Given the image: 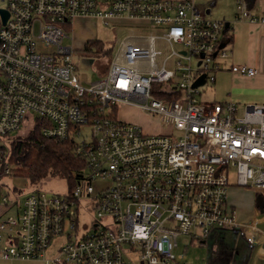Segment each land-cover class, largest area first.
Masks as SVG:
<instances>
[{"label": "built area", "instance_id": "1", "mask_svg": "<svg viewBox=\"0 0 264 264\" xmlns=\"http://www.w3.org/2000/svg\"><path fill=\"white\" fill-rule=\"evenodd\" d=\"M6 1L5 22L0 14V174L11 173L5 158L12 137L36 117L46 121V137L74 143L85 167L65 194L36 188L21 205L1 198L18 208L0 216V257L181 264L192 242L230 228L243 230L254 263L264 264V210L240 221L228 198L231 168L234 185L264 197V105L247 104L239 115L235 102H201L193 87L201 76L213 83L231 53L227 22L210 18L194 0ZM237 1L238 20L264 22L245 0ZM79 18L156 26L158 32L127 36L107 72L84 84L74 47L63 44L65 26ZM232 71L257 74L248 65ZM124 105L157 116L160 130L146 132L120 118ZM92 211V221L82 225V212Z\"/></svg>", "mask_w": 264, "mask_h": 264}, {"label": "rangeland", "instance_id": "2", "mask_svg": "<svg viewBox=\"0 0 264 264\" xmlns=\"http://www.w3.org/2000/svg\"><path fill=\"white\" fill-rule=\"evenodd\" d=\"M195 4L203 10L204 7L201 4L203 0H194ZM7 5L6 0H0V8H5ZM150 32H158L156 26L149 28H138L133 23L116 24L110 22L104 23L99 19L93 18H79L65 26L66 38L63 41L65 46H73V60L77 65V74L80 80L84 83H90L102 77L99 70V60L94 58L95 65H89L86 63V56L84 49L85 43L88 40H102L108 47H113V54L117 52L120 43L129 35L133 33L146 34ZM177 48H181V45H176ZM165 50V48H163ZM229 89L228 86L218 85L208 82L199 87V93L197 98L201 102L210 101H222L224 91ZM224 98H227L226 95ZM244 106L239 107V115H243ZM118 116L124 120L140 124L146 132H157L160 130L158 125V118L155 115L141 110L134 106L124 105L119 107ZM27 128H23L21 132H27ZM171 130H164L169 132ZM85 135L89 134V129L84 131ZM174 135H178L177 131H173ZM229 180L231 184L236 183V170L231 168L229 170ZM96 183L101 185V181ZM36 188H41L48 194H65L69 191L68 181L60 176L51 177L34 185L28 179L24 177L14 176L11 174H0V200L4 196L9 201L15 200L21 205L24 201V197ZM257 192L249 187H241L237 185H231L228 188V198L230 203L235 204L237 210V217L240 221H250L257 215ZM85 206V205H84ZM18 205L11 207L10 204L0 203V215L7 216L17 213ZM95 213L82 212L81 224L89 223L92 221ZM83 227L81 231H83ZM215 238H211L204 244L198 241L192 242L187 250L188 263L193 264H207L211 259L210 256H216V264H243L248 258V253L251 251V257L254 256V251L247 247L244 248V234L242 229H230V228H218L215 230ZM182 239V238H181ZM57 244V240L54 239L52 247L48 250V255L53 252V248ZM45 261L38 259H3L0 257V264H47Z\"/></svg>", "mask_w": 264, "mask_h": 264}, {"label": "crops", "instance_id": "3", "mask_svg": "<svg viewBox=\"0 0 264 264\" xmlns=\"http://www.w3.org/2000/svg\"><path fill=\"white\" fill-rule=\"evenodd\" d=\"M245 1L254 15H264V0ZM201 4L204 7L203 11L210 18L224 20L228 24L225 44L231 53L221 61L222 68L215 73L216 79L213 83L217 84L218 88L226 84L229 89L223 94L227 98L222 96V101L219 102L233 101L239 107L250 103L264 105V22L238 20L237 0H203ZM235 65L254 67L257 69V74L249 76L234 72L232 66ZM233 205L235 206V204ZM215 230L210 232L205 241L208 242L211 238H215ZM246 247L249 251V244L244 237V248ZM209 258L211 259L209 262H217L216 256ZM254 261V257H251L252 264H261L260 261L256 263Z\"/></svg>", "mask_w": 264, "mask_h": 264}, {"label": "trees", "instance_id": "4", "mask_svg": "<svg viewBox=\"0 0 264 264\" xmlns=\"http://www.w3.org/2000/svg\"><path fill=\"white\" fill-rule=\"evenodd\" d=\"M83 50L86 56L98 58L99 72L104 75L113 57V47H108L102 40L92 39L85 43ZM46 124L43 118L36 117L27 132L20 131L13 136L5 163L11 166V175L24 177L34 185L51 177H63L68 181L70 191L76 184L77 173L85 167V163L76 154L74 143L70 139L56 140L46 137L42 132ZM257 196V206L260 210H264V197L260 193ZM247 257L243 264H252L251 254ZM181 264L193 263L185 261ZM207 264H216V262Z\"/></svg>", "mask_w": 264, "mask_h": 264}, {"label": "water", "instance_id": "5", "mask_svg": "<svg viewBox=\"0 0 264 264\" xmlns=\"http://www.w3.org/2000/svg\"><path fill=\"white\" fill-rule=\"evenodd\" d=\"M0 14L2 15V17H3V20H4V22L7 20V18H8V16H9V13H8V11L6 10V9H4V8H0ZM228 25V24H227ZM85 61H86V63H88L89 65H92L93 64V62H94V58H85ZM205 83V76H201L198 80H197V82L193 85V87H195V88H197V87H199V86H201V85H203Z\"/></svg>", "mask_w": 264, "mask_h": 264}]
</instances>
